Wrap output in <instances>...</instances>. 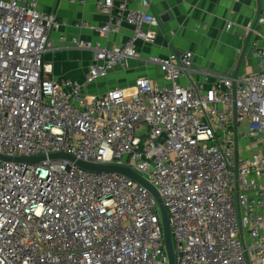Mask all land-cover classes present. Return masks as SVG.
I'll list each match as a JSON object with an SVG mask.
<instances>
[{"label": "built area", "instance_id": "built-area-1", "mask_svg": "<svg viewBox=\"0 0 264 264\" xmlns=\"http://www.w3.org/2000/svg\"><path fill=\"white\" fill-rule=\"evenodd\" d=\"M127 1H118L114 18L75 25L106 42L131 25L120 45L58 34L93 51L79 81L52 78L44 65L57 17L38 0H0V264H169L155 195L123 173L76 160L128 167L154 188L174 264H264V63L199 82L193 53L173 50L147 59L164 84L138 77L89 94L86 86L137 58V42L158 35L150 0L138 8ZM257 55L264 58V39Z\"/></svg>", "mask_w": 264, "mask_h": 264}, {"label": "crops", "instance_id": "crops-1", "mask_svg": "<svg viewBox=\"0 0 264 264\" xmlns=\"http://www.w3.org/2000/svg\"><path fill=\"white\" fill-rule=\"evenodd\" d=\"M113 0L110 10H99L96 0H38V9L53 13L60 22L58 33L52 34L53 48L46 51L43 62L52 78L65 77L81 81L91 65L92 50H80L68 43H61L58 34L70 39L91 42L97 41L95 33L88 28L75 26L87 23L94 26L116 15ZM140 0H128L127 6L138 8ZM151 12L159 18V32L153 44L136 43L137 58L131 59L125 68L115 67L106 77L86 86L89 94H103L114 86L130 85L138 77H148L159 85L164 84L161 72L148 62L149 56L164 57L171 51L189 50L193 53L192 76L202 82L209 81L227 73H234L239 53L251 25L264 5V0H150ZM230 24L229 28L226 25ZM248 26L250 28H248ZM131 25L123 24L117 34H111L109 41L100 40L108 47L120 45L133 33ZM264 39V26H257L249 39L242 58L239 73L256 70L257 49ZM184 83V79L180 80ZM100 85L103 90L99 91ZM99 91V92H98ZM98 92V93H96Z\"/></svg>", "mask_w": 264, "mask_h": 264}, {"label": "water", "instance_id": "water-1", "mask_svg": "<svg viewBox=\"0 0 264 264\" xmlns=\"http://www.w3.org/2000/svg\"><path fill=\"white\" fill-rule=\"evenodd\" d=\"M257 18L258 16L256 17L255 21L251 25V31L246 36L244 45L239 53L238 62L236 64L235 71L233 73L234 76L238 74L239 67H240L242 58L244 56L249 39L252 35L253 30L257 27ZM57 157L74 160L72 156L65 154V153H53L49 155V158H57ZM43 159H44V156L34 157V158H15L16 161H28V162L43 160ZM76 163L85 169H89L93 171H116V172L123 173L129 176L130 178L135 179L136 181L143 184L144 186H146L155 195L157 202L159 204V207H160L161 222L163 226L164 242H165L166 253L168 256V261H169V264H174L172 244H171V238H170V228H169L167 213L162 205L160 198L158 197L156 191L154 190V188L150 184H148L138 173H136L135 171H133L132 169L128 167L118 166V165H95V164L85 163V162L78 161V160H76Z\"/></svg>", "mask_w": 264, "mask_h": 264}, {"label": "rangeland", "instance_id": "rangeland-1", "mask_svg": "<svg viewBox=\"0 0 264 264\" xmlns=\"http://www.w3.org/2000/svg\"><path fill=\"white\" fill-rule=\"evenodd\" d=\"M98 90H99V91L103 90V86L100 85V88H98ZM99 91H98V92H99ZM98 92H96V93H98Z\"/></svg>", "mask_w": 264, "mask_h": 264}]
</instances>
